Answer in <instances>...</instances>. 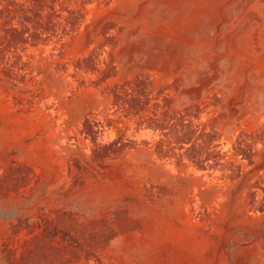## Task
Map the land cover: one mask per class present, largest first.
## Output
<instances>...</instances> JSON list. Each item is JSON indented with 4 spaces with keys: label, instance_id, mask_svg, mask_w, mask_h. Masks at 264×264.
<instances>
[{
    "label": "rangeland",
    "instance_id": "374dc122",
    "mask_svg": "<svg viewBox=\"0 0 264 264\" xmlns=\"http://www.w3.org/2000/svg\"><path fill=\"white\" fill-rule=\"evenodd\" d=\"M0 264H264V0H0Z\"/></svg>",
    "mask_w": 264,
    "mask_h": 264
}]
</instances>
